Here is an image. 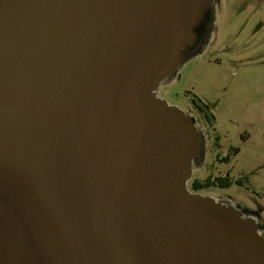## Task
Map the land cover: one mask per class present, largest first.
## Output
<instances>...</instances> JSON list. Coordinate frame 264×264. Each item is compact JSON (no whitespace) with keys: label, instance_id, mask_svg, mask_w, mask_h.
<instances>
[{"label":"water","instance_id":"95a60500","mask_svg":"<svg viewBox=\"0 0 264 264\" xmlns=\"http://www.w3.org/2000/svg\"><path fill=\"white\" fill-rule=\"evenodd\" d=\"M214 1L0 0V264H264L187 190L199 133L156 95Z\"/></svg>","mask_w":264,"mask_h":264},{"label":"rangeland","instance_id":"374dc122","mask_svg":"<svg viewBox=\"0 0 264 264\" xmlns=\"http://www.w3.org/2000/svg\"><path fill=\"white\" fill-rule=\"evenodd\" d=\"M212 18L206 43L159 85L156 95L193 118L210 144L219 139V155L237 151L229 163L232 179L249 177L252 186V191L197 194L256 209L264 222V0H215ZM212 162L201 160L192 170L190 193L193 181L216 175Z\"/></svg>","mask_w":264,"mask_h":264},{"label":"flooded vegetation","instance_id":"af4514ba","mask_svg":"<svg viewBox=\"0 0 264 264\" xmlns=\"http://www.w3.org/2000/svg\"><path fill=\"white\" fill-rule=\"evenodd\" d=\"M203 33H204V29L198 30V39L202 37ZM194 126L197 132L199 133V145H198L199 156L193 161V163L196 162L197 164L195 165V167L192 164V170L196 169L199 166V163L201 160L202 161L208 160V158H210L211 160L213 159L212 167L214 170H216V175L214 177L213 176L209 177L212 182V185L206 188H202L197 191H194L191 185V189L193 191L192 193L197 194L198 191L203 190V189H214L218 191H226L232 188L233 189L244 188L246 190L252 191L251 181L249 177L242 176L237 179H232L229 163H230V158L233 155H235L237 151H235L234 149H231V150L229 149L230 152L228 151L229 152L228 155L226 156L219 155V149H220L219 139H217L216 137L212 138V143L210 144L209 143L210 137L208 136V134H205L201 132L200 130H198L195 120H194ZM216 202H220L221 204L231 206L220 200ZM232 207L237 209L244 218L252 219L255 224L259 225L260 227L259 234L263 236L264 238V222L262 221L261 213L258 210L256 209L249 210V209H244V208L237 207V206H232Z\"/></svg>","mask_w":264,"mask_h":264},{"label":"trees","instance_id":"16d2710c","mask_svg":"<svg viewBox=\"0 0 264 264\" xmlns=\"http://www.w3.org/2000/svg\"><path fill=\"white\" fill-rule=\"evenodd\" d=\"M210 185H212V182H211L210 178H208V179H206V180H204L202 182L195 180L193 182V184H192V189L194 191H197L199 189L206 188V187H208Z\"/></svg>","mask_w":264,"mask_h":264}]
</instances>
